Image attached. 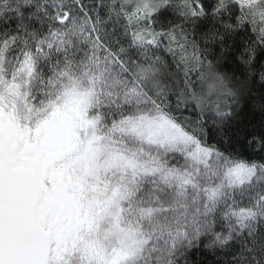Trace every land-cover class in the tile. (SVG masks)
I'll list each match as a JSON object with an SVG mask.
<instances>
[{"label": "snow or ice", "instance_id": "6c2138e0", "mask_svg": "<svg viewBox=\"0 0 264 264\" xmlns=\"http://www.w3.org/2000/svg\"><path fill=\"white\" fill-rule=\"evenodd\" d=\"M212 48L264 84V0H0V264H264V132L183 118ZM164 54L180 85L136 75Z\"/></svg>", "mask_w": 264, "mask_h": 264}, {"label": "trees", "instance_id": "16d2710c", "mask_svg": "<svg viewBox=\"0 0 264 264\" xmlns=\"http://www.w3.org/2000/svg\"><path fill=\"white\" fill-rule=\"evenodd\" d=\"M208 9L211 10L215 5V0H204ZM179 17L171 6L154 14L153 27L158 30L161 27L169 26L174 23L181 22ZM193 38H198V27H194ZM251 36V33L248 32ZM206 48V46H203ZM209 59L219 57L220 63L206 69L203 79L198 82L197 90L194 96L186 97L188 103H199L204 109L205 114L201 115L199 111L193 109L183 113V118L196 127L199 131V125L204 122V135L208 143L215 145L223 151H232L235 137L238 131L245 133H261L264 132L262 121L264 114L259 111L258 105L264 103V84L259 81L260 65L257 63L256 75H249L235 59L234 53H221L217 48L207 49L204 53ZM169 63V69L165 71L164 77H161L163 83L174 82L180 85L182 82L183 69H177L175 61L171 56L164 54ZM231 99L236 103L233 105L237 116L229 121L223 129H217L213 126L215 121L220 118L215 115L214 105L219 104L222 108ZM171 99V98H170ZM219 127V125H217ZM211 129V131H210ZM237 153L240 149L236 148ZM249 154L255 155L252 149L248 150ZM221 258L213 256L210 253H197L195 256V264H219Z\"/></svg>", "mask_w": 264, "mask_h": 264}, {"label": "clouds", "instance_id": "9594fccd", "mask_svg": "<svg viewBox=\"0 0 264 264\" xmlns=\"http://www.w3.org/2000/svg\"><path fill=\"white\" fill-rule=\"evenodd\" d=\"M148 0H125L126 5L134 6V7H143L144 4H146ZM165 71L162 68L159 67H141L136 70V75L139 77H147L151 81L156 82L160 81L161 77H164Z\"/></svg>", "mask_w": 264, "mask_h": 264}]
</instances>
